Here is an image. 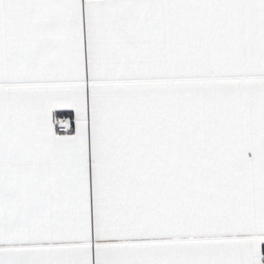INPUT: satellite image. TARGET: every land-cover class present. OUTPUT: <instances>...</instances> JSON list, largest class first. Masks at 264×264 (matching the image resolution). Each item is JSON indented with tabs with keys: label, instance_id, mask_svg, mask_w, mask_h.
Masks as SVG:
<instances>
[{
	"label": "snow or ice",
	"instance_id": "1",
	"mask_svg": "<svg viewBox=\"0 0 264 264\" xmlns=\"http://www.w3.org/2000/svg\"><path fill=\"white\" fill-rule=\"evenodd\" d=\"M0 264H264V0H0Z\"/></svg>",
	"mask_w": 264,
	"mask_h": 264
}]
</instances>
